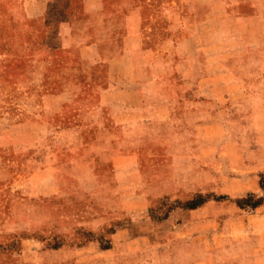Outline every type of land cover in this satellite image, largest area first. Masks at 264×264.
Returning a JSON list of instances; mask_svg holds the SVG:
<instances>
[{"label":"rangeland","instance_id":"rangeland-1","mask_svg":"<svg viewBox=\"0 0 264 264\" xmlns=\"http://www.w3.org/2000/svg\"><path fill=\"white\" fill-rule=\"evenodd\" d=\"M58 1L68 11L48 10L42 32L41 21L20 10L25 0H0V264H264V93L232 100L223 84L213 90L220 62L240 73L247 37L264 41V28L248 15L253 10L229 0L225 10L211 11L212 0H103L101 11H86L84 0ZM60 19L74 39L60 40ZM133 30L139 36L128 37L124 55L110 64L112 94L73 95L78 105L140 100L141 113H129V124L104 120L77 143L104 144L114 133L120 151H139L143 169L173 163L178 176L189 167L188 178L172 187L163 171L156 177L162 186L143 188V170L117 175L112 162L64 155L73 166L58 189L62 171L52 152L69 153L72 140L56 136L72 126L71 111L47 120L38 105L58 103L75 86L105 84L103 57L117 44H102L100 60L94 41L120 42ZM197 96L221 99L224 107L186 120L180 102ZM65 172L82 178L83 187ZM196 198L203 202L187 212ZM173 210L181 213L175 226L156 223Z\"/></svg>","mask_w":264,"mask_h":264},{"label":"crops","instance_id":"crops-1","mask_svg":"<svg viewBox=\"0 0 264 264\" xmlns=\"http://www.w3.org/2000/svg\"><path fill=\"white\" fill-rule=\"evenodd\" d=\"M94 1L98 2L99 6L97 4L96 6L93 5L92 2ZM102 1L103 0H84L85 2L84 8L86 11H93L97 9L101 11L104 9V3ZM229 1L232 2L231 4H235L238 7H241L243 10H253L254 13L248 15L254 18L258 22V24L264 28V0H229ZM211 2H212L211 5L212 7L211 9H209V11L216 9L225 10L228 7V4L225 2V0H212ZM50 9L56 11H62V12L68 11V7L66 5H61L58 0H25V3L22 4L20 10L22 12H25L27 15L32 16L33 19L40 20L41 31L43 32L47 27V25L49 24V21H46L47 18L45 13ZM238 10L239 9L237 8V11ZM239 18H243V17H239ZM203 22L204 21H200L197 22V24L194 25L189 24V25L196 26L198 28L201 26ZM58 30H59L58 37L60 38L61 41L63 40L64 42H68L70 41L69 38L74 39V37L71 35L70 25L67 19L58 20ZM138 36H139L138 30L136 31L133 30V32L128 34V36H122L120 38L121 39L120 42L118 37L111 40L98 39L94 41L93 52L99 56L100 60L101 59L103 60L104 58V62L107 63V70L104 73L106 83L96 86L90 85L87 87L75 86L73 88L66 90L67 93H71V94H68V96L63 95L61 97L62 99H60L58 103H48L43 101L40 102V104L38 105V111L40 110L41 116L47 117V120L48 119L57 120L59 117H62L67 110L71 111L70 113L71 119L69 122L72 126H70L68 129L57 132V134H59L60 136L59 135L56 136L57 138H68L69 140H72V146L69 147V153H64L59 147L56 148V151L52 152L54 157L57 158L55 162H57L59 171H62L61 172L62 174L60 175L61 178L56 180V187L58 189L64 183V181H62V179L64 178L63 170L68 168L70 169V167L73 166L71 163H66L61 159V157L64 155L75 157V159H88V160L90 159V161L86 162L87 164H90L91 162L92 163L112 162L113 164L112 170H116L115 173L117 175H119V173L123 174L124 172L129 171V169L133 171L132 173L136 172V170L139 172L143 170V173L141 174L139 179L140 187L143 188L146 186L151 188L162 186V184H158V182H156V180L157 181L160 180V179H156V177L159 173L163 171L164 172L168 171L171 173L170 180L174 182V184H170V186L172 187H182L183 179L186 180V178H188L189 167H186V169H184L185 170V173H183L184 175L178 176L174 172V168L176 169V166L173 163L166 165H148L143 169L139 151L137 149L128 150L126 152L120 151V148L118 147L117 144V137L114 133H107L104 136V140H105L104 144L97 143L100 142V140H98L97 138L95 139L97 142L95 141V142L77 143V139L79 135L81 136L82 134H84L86 130L90 131L95 127L96 129L101 128V126L105 124L104 120H106L107 122L110 121L115 126H118L120 124H129L130 123L128 119L129 113H131L133 118H136V114L141 113V109L143 105L140 100L139 101L136 100L134 102L129 101L127 103H125L126 101H123L121 103L119 101L107 100L102 98L97 101L83 102L81 103V105H78L74 100V96L76 95H73V93L83 92V90H91V91H99L103 95H107L106 97H108V95L110 96L112 94L111 92L115 90V87L111 86V83L109 81L110 80L109 78L111 77L110 64L114 59H121V57L124 55L123 51H124V46H125L124 44L126 43V39L128 37L137 38ZM233 39L235 43V38ZM255 39L258 40H248L247 37L246 42L244 41L245 42L244 44L248 46L250 50L241 53L243 54L242 60H244L245 63L242 72L240 73L235 72L232 69L223 66V63L220 62V67H218V70L213 73V79H214L213 90H215V86H216L215 84L217 83L223 84L222 90H224L228 94V97H231L232 100H234V97L241 94L242 92H248L251 94L264 93V41L262 35H260V37H256ZM106 42L107 43L113 42L117 44V46L114 48V50H112V52L108 51L105 53L107 55L106 58L105 57L102 58L101 54H103L104 56V49L102 50L101 46ZM120 43L121 46H119ZM86 56L89 57V55ZM197 59H199V57H197ZM91 61H93V59ZM52 64L55 65L54 62H52ZM225 76H228L229 78L225 79L224 78ZM118 91H120V89H118L117 92ZM138 92H139L138 90H132L134 99L137 97ZM217 102L219 104H217ZM224 102L225 101L221 99H215V100L213 99L212 101V99H208V97L202 98L200 96H197V98L194 99L182 100L180 102V108L182 109V116L186 120H199V119L205 120V118L210 114L208 110L209 108H213V107L215 108L217 106L218 108L219 107L223 108ZM216 115L218 116L219 114L216 113ZM216 119L217 121L219 120L218 118ZM39 120L40 118L37 117L38 126H39ZM132 122L135 123L139 121H135V119H133ZM77 123H81V125L83 126H80ZM201 123L202 122H200L198 125H200ZM188 160L189 159H187L186 164L189 162ZM65 173H67L68 176L71 177L73 186H75L76 188L83 187L84 180L82 178L68 172ZM153 174L156 176H154ZM100 181L102 180L100 179ZM163 181L164 180H162L161 182ZM95 187H98V185H95ZM143 194L141 193L139 195L142 196V204L144 201ZM145 201H147V198H145ZM195 210L197 209L192 208L189 209L187 212L189 211L194 212ZM178 214H181L180 211L173 210L169 213V215L165 217V219L162 218L164 220L157 221L156 223L158 225L171 223L172 226H175L174 216ZM204 252L203 251L201 252V256L203 259L205 258Z\"/></svg>","mask_w":264,"mask_h":264},{"label":"trees","instance_id":"trees-1","mask_svg":"<svg viewBox=\"0 0 264 264\" xmlns=\"http://www.w3.org/2000/svg\"><path fill=\"white\" fill-rule=\"evenodd\" d=\"M202 202H203V200H202L201 198H196V199H193L192 201L188 202V203L186 204V207L192 209V208H195V207L199 206ZM256 202H257V201L251 199V200H250V205H251V206H255V205H256ZM168 212H169V210H168ZM168 212H167V213H168ZM167 213L164 214L163 216H161V217L158 218V219L165 218V217L167 216Z\"/></svg>","mask_w":264,"mask_h":264}]
</instances>
